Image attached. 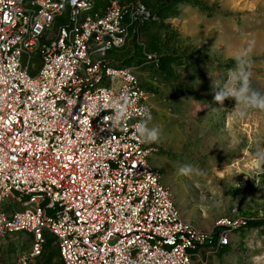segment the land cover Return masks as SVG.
Listing matches in <instances>:
<instances>
[{
  "label": "built area",
  "instance_id": "2783aa9c",
  "mask_svg": "<svg viewBox=\"0 0 264 264\" xmlns=\"http://www.w3.org/2000/svg\"><path fill=\"white\" fill-rule=\"evenodd\" d=\"M103 4L0 0V245L26 235L38 258L53 238L63 264H195L237 224L209 234L182 217L150 164L157 142L135 135L148 95L114 59L153 15ZM93 99L130 115L113 127Z\"/></svg>",
  "mask_w": 264,
  "mask_h": 264
},
{
  "label": "rangeland",
  "instance_id": "374dc122",
  "mask_svg": "<svg viewBox=\"0 0 264 264\" xmlns=\"http://www.w3.org/2000/svg\"><path fill=\"white\" fill-rule=\"evenodd\" d=\"M147 5L153 18L115 55L134 70L148 95L149 126L161 130L150 164L171 189L182 217L209 234L229 229V244L195 264H264V111L214 101L248 49L252 86L264 92V0H118ZM100 5L103 0H99ZM190 163L203 175L178 174ZM0 264H63L53 238L42 256L32 241L14 235L0 245Z\"/></svg>",
  "mask_w": 264,
  "mask_h": 264
},
{
  "label": "clouds",
  "instance_id": "9594fccd",
  "mask_svg": "<svg viewBox=\"0 0 264 264\" xmlns=\"http://www.w3.org/2000/svg\"><path fill=\"white\" fill-rule=\"evenodd\" d=\"M252 45L248 49L235 55L236 66L228 72V80L222 87L216 88L213 86L214 101L223 106L226 100H234L236 105L241 106L238 113L241 118L247 114V109H258L264 111V92L255 89L252 86L251 73L247 71L246 66L249 64L248 53L251 51ZM111 99V98H110ZM113 108V116L105 117L111 119L113 127H119L123 120L130 115L127 106L120 105L118 100H112L109 103H99L96 100H91L89 103V111L91 115H97L100 111ZM145 111H147L145 109ZM150 115L143 121L135 125V135H137L144 143H156L160 139L161 130L155 126H149ZM255 158L258 163L264 164V151H257ZM178 174L186 177L192 175L200 176L204 173L201 169L190 163L181 164L178 169Z\"/></svg>",
  "mask_w": 264,
  "mask_h": 264
},
{
  "label": "crops",
  "instance_id": "0c3cea01",
  "mask_svg": "<svg viewBox=\"0 0 264 264\" xmlns=\"http://www.w3.org/2000/svg\"><path fill=\"white\" fill-rule=\"evenodd\" d=\"M100 7H104L105 5H99Z\"/></svg>",
  "mask_w": 264,
  "mask_h": 264
},
{
  "label": "snow or ice",
  "instance_id": "6c2138e0",
  "mask_svg": "<svg viewBox=\"0 0 264 264\" xmlns=\"http://www.w3.org/2000/svg\"><path fill=\"white\" fill-rule=\"evenodd\" d=\"M13 159H15V157H13Z\"/></svg>",
  "mask_w": 264,
  "mask_h": 264
}]
</instances>
